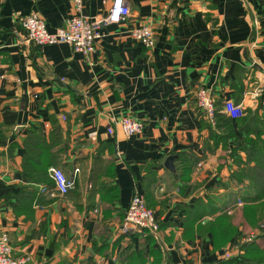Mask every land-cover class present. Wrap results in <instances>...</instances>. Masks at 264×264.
Here are the masks:
<instances>
[{"label":"crops","instance_id":"obj_1","mask_svg":"<svg viewBox=\"0 0 264 264\" xmlns=\"http://www.w3.org/2000/svg\"><path fill=\"white\" fill-rule=\"evenodd\" d=\"M127 2L126 21L102 24L84 57L66 43L21 40L20 17L36 12L54 31L73 14L72 0H0V233L13 256L29 252L35 264H264V238L224 258L230 239L210 232L248 192L225 152L245 132L230 118L225 138L221 106L244 102L264 121V93L255 94L264 0ZM108 5L84 0L82 12ZM145 23L151 49L129 35ZM200 87L213 99V121L197 105ZM124 115L143 122L142 134L123 133L114 121ZM170 155L173 169L164 165ZM50 167L73 179L66 194L39 191L53 182ZM134 189L155 214L159 240L120 231ZM231 220L236 233L252 228L238 208Z\"/></svg>","mask_w":264,"mask_h":264},{"label":"built area","instance_id":"obj_2","mask_svg":"<svg viewBox=\"0 0 264 264\" xmlns=\"http://www.w3.org/2000/svg\"><path fill=\"white\" fill-rule=\"evenodd\" d=\"M102 5L109 3L104 14L92 17L85 16L82 12L84 0H72L73 14L64 20L62 26L57 27L54 31H49L46 27L45 20L36 12H31L20 17V25L23 29L21 40L24 43L33 42L36 45H49L54 43H66L75 52L81 53L84 57L92 54L96 50V44L101 39V25L108 23H123L130 15V8L127 0H100ZM129 35L141 43L146 49H151L155 44L154 31L149 24H140L129 29ZM257 88L255 94L264 93V70L257 73ZM197 105L205 111L208 117L213 121L214 104L210 92L205 87L196 90ZM244 102L234 103L226 100L223 104V111L232 119L241 117L244 114ZM123 133L128 137L142 134L144 124L140 119L124 115L117 121ZM107 133H113V126L107 127ZM89 136H93L91 133ZM119 156V153H116ZM77 171V169H75ZM53 185L47 187L40 185L39 191L47 193L50 196L57 194L64 195L73 186V179L68 177L63 170L58 167L49 168ZM263 226L254 228L240 241L232 244L231 250L224 252V258H229L233 254L241 253L243 244L252 242L257 239L263 230ZM158 221L154 212L146 206L144 197L136 190L130 197L128 206L125 210L124 217L120 224L122 233H148L155 239L158 236ZM234 250V251H233ZM233 251V252H231ZM13 248L5 233H0V264H35L32 255L25 252L20 256H13Z\"/></svg>","mask_w":264,"mask_h":264},{"label":"trees","instance_id":"obj_3","mask_svg":"<svg viewBox=\"0 0 264 264\" xmlns=\"http://www.w3.org/2000/svg\"><path fill=\"white\" fill-rule=\"evenodd\" d=\"M224 104V102H223ZM223 104L221 110H223ZM223 112V111H222ZM225 114V113H224ZM224 119L223 126L230 129L225 138L232 136L234 133L231 127V117ZM250 115V110H244V114L235 118L239 129L245 132V136H233L235 145L229 146L225 152L227 155V164L231 168V177L236 182H244V188L247 195L239 197L233 205L223 211L220 217H217L210 225V232L215 241H227L230 239L231 246L233 242L240 241L248 232H237V228L233 225L232 215L238 208L241 210L243 220L252 228L264 227V139L261 137L264 133V121L257 116V113ZM262 120V122H261ZM220 124H217L219 126ZM249 127H251L249 129ZM249 130L254 133V137L248 135ZM233 133V134H232ZM257 143V144H256ZM238 150L245 154V159H241ZM53 182H51V186ZM236 228V229H234ZM251 228V229H252ZM259 238H264V228L257 239L252 242L245 243L242 246L241 253L250 246H254Z\"/></svg>","mask_w":264,"mask_h":264},{"label":"water","instance_id":"obj_4","mask_svg":"<svg viewBox=\"0 0 264 264\" xmlns=\"http://www.w3.org/2000/svg\"><path fill=\"white\" fill-rule=\"evenodd\" d=\"M174 156H168L165 160V167L169 168V169H173V165H172V160H173Z\"/></svg>","mask_w":264,"mask_h":264},{"label":"rangeland","instance_id":"obj_5","mask_svg":"<svg viewBox=\"0 0 264 264\" xmlns=\"http://www.w3.org/2000/svg\"><path fill=\"white\" fill-rule=\"evenodd\" d=\"M252 229H253V228H252ZM252 229H251L250 231H252ZM250 231H249V232H250ZM249 232H248V233H249Z\"/></svg>","mask_w":264,"mask_h":264}]
</instances>
